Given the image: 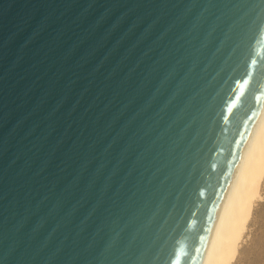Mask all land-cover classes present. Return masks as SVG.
Returning <instances> with one entry per match:
<instances>
[{
    "label": "water",
    "instance_id": "obj_1",
    "mask_svg": "<svg viewBox=\"0 0 264 264\" xmlns=\"http://www.w3.org/2000/svg\"><path fill=\"white\" fill-rule=\"evenodd\" d=\"M264 109V0H0V264H203Z\"/></svg>",
    "mask_w": 264,
    "mask_h": 264
},
{
    "label": "bare ground",
    "instance_id": "obj_2",
    "mask_svg": "<svg viewBox=\"0 0 264 264\" xmlns=\"http://www.w3.org/2000/svg\"><path fill=\"white\" fill-rule=\"evenodd\" d=\"M264 182V109L236 173L203 264H234Z\"/></svg>",
    "mask_w": 264,
    "mask_h": 264
},
{
    "label": "rangeland",
    "instance_id": "obj_3",
    "mask_svg": "<svg viewBox=\"0 0 264 264\" xmlns=\"http://www.w3.org/2000/svg\"><path fill=\"white\" fill-rule=\"evenodd\" d=\"M261 193L234 264H264V182Z\"/></svg>",
    "mask_w": 264,
    "mask_h": 264
}]
</instances>
